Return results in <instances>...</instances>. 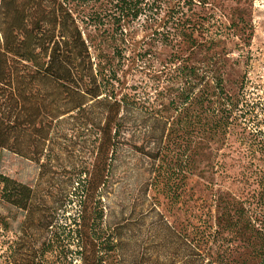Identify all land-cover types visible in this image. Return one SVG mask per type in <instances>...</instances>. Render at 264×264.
I'll list each match as a JSON object with an SVG mask.
<instances>
[{
    "label": "trees",
    "instance_id": "1",
    "mask_svg": "<svg viewBox=\"0 0 264 264\" xmlns=\"http://www.w3.org/2000/svg\"><path fill=\"white\" fill-rule=\"evenodd\" d=\"M144 1L0 0V154L36 163L40 179L64 151L82 152L74 141L91 140L87 187L65 193L50 211L32 187L0 175V203L25 213L14 233L0 214V244L7 245H0V264H123L121 224L110 221L108 199L115 163L136 133L148 150L133 149L157 164L150 185L160 187L176 213L185 207L186 224L162 222L167 233L159 247L171 251L168 264H233L210 253L225 234L243 250L236 263L264 264V206L255 216L256 195L247 204L218 189L212 174L224 172L219 152L235 135V102L217 67L218 41L201 46L205 65L182 60L167 102L115 93L105 46L123 39ZM89 5L95 10L85 14ZM249 166L246 171L262 172ZM195 179L205 181L200 192ZM70 195L79 210L65 233L55 215ZM258 202L264 205V194Z\"/></svg>",
    "mask_w": 264,
    "mask_h": 264
},
{
    "label": "rangeland",
    "instance_id": "2",
    "mask_svg": "<svg viewBox=\"0 0 264 264\" xmlns=\"http://www.w3.org/2000/svg\"><path fill=\"white\" fill-rule=\"evenodd\" d=\"M90 5L85 14L94 12ZM141 8L138 19L124 30L123 39L105 46L115 72L112 80L115 93L121 97L137 92L144 98L152 96L158 102H167L177 66H181L182 60L205 65V50L201 46L204 48L209 39L217 40V67L223 75L225 90L235 102V135L219 152L224 172L212 174L218 189L248 200L247 204L256 195L257 216L264 206L257 204V195L264 194V181H260L264 176V0H208L206 5L192 0H145ZM108 28L113 30L110 25ZM192 44L197 48L195 54ZM90 141L85 138L74 141L73 148L82 152L71 155L64 151L58 155L55 167L44 172L40 179L36 163L3 151L0 175L32 187L36 201L50 211L65 193L76 194L77 189L87 187V182L82 181L88 178V172L83 171L90 169ZM133 146L148 150L139 133L125 140L114 167L108 217L111 222L121 224L123 264H168L171 251L159 247L167 233L162 222L170 225L176 218L177 224H186L185 207L180 205L181 210L176 213L160 187L150 185L157 174L154 170L157 164L136 152ZM255 165L262 172L245 170L248 166L254 170ZM204 182L194 180L196 192L204 189ZM70 198V204L55 215L65 233L73 227V218L79 210L75 196ZM0 214L11 222L13 233L19 231L24 212L0 203ZM230 241L227 234L216 237L211 245L212 258L238 264L236 260H241L243 250L238 241Z\"/></svg>",
    "mask_w": 264,
    "mask_h": 264
}]
</instances>
